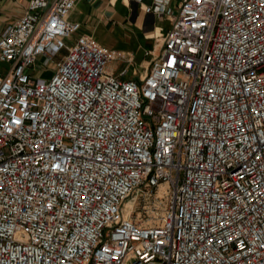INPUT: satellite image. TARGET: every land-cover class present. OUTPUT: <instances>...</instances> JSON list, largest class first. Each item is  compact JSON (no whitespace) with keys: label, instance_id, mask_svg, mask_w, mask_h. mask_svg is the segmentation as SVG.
<instances>
[{"label":"built area","instance_id":"obj_1","mask_svg":"<svg viewBox=\"0 0 264 264\" xmlns=\"http://www.w3.org/2000/svg\"><path fill=\"white\" fill-rule=\"evenodd\" d=\"M76 1L0 29V264H264V0H149L169 26L133 77Z\"/></svg>","mask_w":264,"mask_h":264},{"label":"crops","instance_id":"obj_2","mask_svg":"<svg viewBox=\"0 0 264 264\" xmlns=\"http://www.w3.org/2000/svg\"><path fill=\"white\" fill-rule=\"evenodd\" d=\"M149 0H77L69 13V19L80 22L79 30L74 34L89 33L98 42L110 49L121 51L123 57L111 60L107 70L122 77L144 75L149 67L152 55H155L159 43L168 27L161 23L166 20L156 18L146 12L144 7ZM28 0H0V29L17 19L25 10ZM99 28L110 31L109 43L96 36ZM130 69V73L128 72Z\"/></svg>","mask_w":264,"mask_h":264},{"label":"rangeland","instance_id":"obj_3","mask_svg":"<svg viewBox=\"0 0 264 264\" xmlns=\"http://www.w3.org/2000/svg\"><path fill=\"white\" fill-rule=\"evenodd\" d=\"M161 25H163L164 27H168L169 21L164 20ZM113 35L115 36L116 34L114 33ZM113 35H111L110 31L108 32L103 28H99L96 34V36L102 39L105 44L109 43L108 40L110 39V37H113ZM63 52L64 51H61L59 55L54 58V60H56ZM53 62L54 61L43 64L42 58H39L34 71H37V73L39 72L40 75L45 78H49L53 73ZM128 72L130 73V69ZM160 194L161 192L158 193V195ZM126 203L128 207L127 209H131L133 207L132 216L141 220L143 224H150L153 222V215L155 213H152V209H154V205L156 204L154 199L151 198L143 200L141 197V191H138L137 193H134L132 195V198H129Z\"/></svg>","mask_w":264,"mask_h":264},{"label":"bare ground","instance_id":"obj_4","mask_svg":"<svg viewBox=\"0 0 264 264\" xmlns=\"http://www.w3.org/2000/svg\"><path fill=\"white\" fill-rule=\"evenodd\" d=\"M160 188L163 190V186H160ZM128 199H129V198H128ZM128 199H127V200H128ZM127 200L124 202V208H125L126 212H129L132 208H131V209H127V208H128V207H127V203H126Z\"/></svg>","mask_w":264,"mask_h":264}]
</instances>
